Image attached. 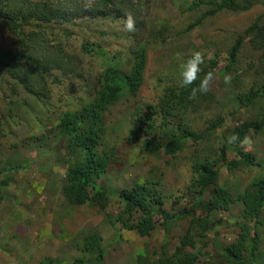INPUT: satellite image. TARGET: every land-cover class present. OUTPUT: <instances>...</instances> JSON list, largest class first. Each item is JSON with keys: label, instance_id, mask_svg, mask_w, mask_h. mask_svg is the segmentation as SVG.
Masks as SVG:
<instances>
[{"label": "trees", "instance_id": "obj_1", "mask_svg": "<svg viewBox=\"0 0 264 264\" xmlns=\"http://www.w3.org/2000/svg\"><path fill=\"white\" fill-rule=\"evenodd\" d=\"M142 1L0 0V29L7 31L13 42V49L0 46V81L10 93L5 101L0 97V137L10 134L12 126L18 125L15 108L11 107L15 97L19 99L22 93L36 104L48 107L54 87L84 77L86 72L81 68V57H98L102 70L97 78L87 83V87L79 83L78 87L82 91L86 88L87 92H83L79 102H73L75 104L71 105V109L52 122L54 129L67 142L68 153L73 158L67 162L62 185L68 204L72 207L88 204L104 211L112 200L119 199L128 217L136 212L140 214L138 223H130L128 219L122 225L128 230H135L141 238L149 237L155 229L156 219L161 218L166 228L161 258L153 262L144 260L145 264H200L202 251L209 245L210 237H214L213 214L229 211L233 204L240 202L243 210L238 238L227 247L215 239V245L220 250V264H264L261 249L264 236L256 226L253 228V223L258 220L263 219L264 222V162L241 147L252 133L264 136V84L255 83L236 101L239 107L248 109L260 106L256 118L239 123L230 133V137L235 135L238 139L230 146L216 149L214 155H201V148L211 141L224 122L216 118L206 129L195 131L192 124L195 119L191 116L197 114L199 101L209 100L213 95L210 91L198 93L193 99L191 89L198 87L206 73H214L215 60H204L201 65L203 71L193 85L188 88L180 84L167 86L157 104L137 106L131 114L132 127L126 137L128 143L134 144L142 138V149L154 154L164 153L171 158L183 152L189 143L197 148V158L191 167L193 176L190 186V191L197 198L191 206L192 211L182 215V218L190 219L172 254L168 235L179 216L165 209V195L159 177L149 174L131 188L121 190L99 184L115 156V148L108 139V114L120 103L138 96L145 83L148 48L146 41L139 36L140 32L128 35L131 42L128 53H110L101 43L91 42L83 35L79 36L81 40L77 48L71 43L76 36L71 27L90 29L91 34L95 24L103 28L118 22L126 23L129 15L136 22L138 16L145 13L144 5L140 4ZM256 3V0H199L190 3L186 11L207 9L196 21V27L219 13L248 12ZM245 44L258 53L259 72L264 74V16H259L233 40L227 51L228 63L220 71L222 75L236 66ZM207 63L210 66H206ZM2 100L7 105L6 114ZM36 118L39 125L43 123L42 118ZM229 148L239 160L226 163ZM220 163H224L231 172L240 168L257 169L258 175L240 192L232 185L220 184ZM10 169L18 173L25 166L12 165L3 170ZM12 184V179L4 178L3 172H0V204ZM211 186H214V193L210 199H205ZM83 251L93 254L96 263L103 264L106 254L103 237L89 232L83 238ZM138 255L139 263L141 258L146 259L145 253ZM78 263L85 264L83 260H78Z\"/></svg>", "mask_w": 264, "mask_h": 264}, {"label": "rangeland", "instance_id": "obj_2", "mask_svg": "<svg viewBox=\"0 0 264 264\" xmlns=\"http://www.w3.org/2000/svg\"><path fill=\"white\" fill-rule=\"evenodd\" d=\"M194 1L199 0H143L140 3L144 5L145 13L138 16L135 30L131 32H140L139 36L147 44L145 83L136 98L120 103L108 114V139L115 148V156L107 173L99 180L101 185L121 190L131 188L135 182L152 173L161 179L164 207L179 216L168 235L171 254L179 245L190 219L182 218V215L192 211L191 206L197 198L190 191L191 167L197 158V148L189 143L183 152L171 158L164 153L154 154L142 149V138L134 144L128 143L126 137L132 127L131 114L137 106L157 104L167 86L178 85L181 65L193 52L199 51L204 60H215L217 65L213 69L214 79L209 90L213 98L198 102V112L191 116L195 119L192 124L195 131H201L212 120H223L222 127L201 148V155H214L216 149L232 144L230 133L239 123L254 119L259 114V105L249 109L239 107L236 104L238 97L244 96L255 83L264 84V74L259 72V55L248 44L241 50L236 66L228 69L226 75L220 72L228 63L227 51L236 36L259 16H264V0H256L257 3L248 12L219 13L196 27V21L207 9L186 11ZM124 24L118 22L103 28L95 24L91 34L90 29L71 27L76 34L71 43L78 48L79 36L83 35L91 42L101 43L110 53H128L130 31ZM0 46L13 49V42L3 29H0ZM81 58V68L86 72L84 77L54 87L48 107L36 104L22 93L11 104L15 108L18 125L12 126L10 134L0 137V172L13 182L0 204V264H81L78 260H83L85 264H98L93 254L83 251V238L89 232L103 237L106 250L103 264H145V261L153 262L161 258V246L166 236L163 219L157 218L151 235L141 238L135 230H128L122 225L128 219L130 223H138L140 214L136 212L128 217L119 199L112 200L103 211L88 204L72 207L63 195L67 162L73 158L68 153L67 142L60 137L52 122L71 109V105L75 104L73 102H79L83 92H87L85 87L84 91L78 87L79 83L87 87V83L95 80L102 70L98 57L84 55ZM206 66L210 65L207 63ZM0 97L4 101L10 97L1 81ZM36 116L42 118V124L37 123L39 119ZM241 147L264 162V136L252 133ZM226 154V163L239 160L230 148ZM20 164L25 169L18 173L13 169L3 170ZM219 166L220 184L232 185L240 192L258 175L257 169L240 168L231 172L224 163ZM213 193L214 186H211L205 199H210ZM242 210L243 205L239 202L233 204L229 211L213 214L216 238L210 237L209 245L202 251L200 264H220V250L215 245V239L224 247L235 242L240 234ZM263 224V219L253 223V228L256 226L262 236ZM261 249L264 252V242ZM140 252L146 256V259H140L141 263L138 261Z\"/></svg>", "mask_w": 264, "mask_h": 264}, {"label": "clouds", "instance_id": "obj_3", "mask_svg": "<svg viewBox=\"0 0 264 264\" xmlns=\"http://www.w3.org/2000/svg\"><path fill=\"white\" fill-rule=\"evenodd\" d=\"M125 27L128 31L135 30V21L131 15L128 16ZM204 64V56L201 52L195 51L188 57L185 62L181 65V72H180V80L179 84L183 88H188L189 86L193 85L195 81H197L199 74L203 71L201 65ZM214 79V73L208 72L206 73L202 79H200V83L198 87H193L191 89V98H195L197 94H206L210 90V85ZM227 83V78L225 80ZM238 139L237 136H233L230 138V142L235 141ZM247 142V138L245 141Z\"/></svg>", "mask_w": 264, "mask_h": 264}]
</instances>
